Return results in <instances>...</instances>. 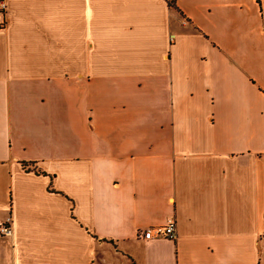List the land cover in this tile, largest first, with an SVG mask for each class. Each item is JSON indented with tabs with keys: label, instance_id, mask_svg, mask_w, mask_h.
<instances>
[{
	"label": "crops",
	"instance_id": "crops-1",
	"mask_svg": "<svg viewBox=\"0 0 264 264\" xmlns=\"http://www.w3.org/2000/svg\"><path fill=\"white\" fill-rule=\"evenodd\" d=\"M3 2L0 264H264V0Z\"/></svg>",
	"mask_w": 264,
	"mask_h": 264
},
{
	"label": "built area",
	"instance_id": "built-area-1",
	"mask_svg": "<svg viewBox=\"0 0 264 264\" xmlns=\"http://www.w3.org/2000/svg\"><path fill=\"white\" fill-rule=\"evenodd\" d=\"M169 2L171 0H168ZM0 12L3 15L5 12V4L3 0H0ZM5 25L4 18L0 22V29ZM9 219L6 225L0 223V237L8 236L11 234V230L8 227ZM139 238L142 240H150L153 238H166L173 240L176 237V222L174 218H169L163 225L157 227H151L138 232Z\"/></svg>",
	"mask_w": 264,
	"mask_h": 264
},
{
	"label": "trees",
	"instance_id": "trees-1",
	"mask_svg": "<svg viewBox=\"0 0 264 264\" xmlns=\"http://www.w3.org/2000/svg\"><path fill=\"white\" fill-rule=\"evenodd\" d=\"M31 165H32V164H24V163L21 164L22 168H24V169L27 168V167H29V166H31ZM37 173H38V172H37Z\"/></svg>",
	"mask_w": 264,
	"mask_h": 264
}]
</instances>
